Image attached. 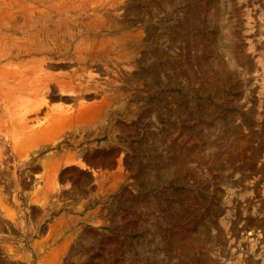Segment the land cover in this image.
I'll return each instance as SVG.
<instances>
[{
    "label": "rangeland",
    "instance_id": "374dc122",
    "mask_svg": "<svg viewBox=\"0 0 264 264\" xmlns=\"http://www.w3.org/2000/svg\"><path fill=\"white\" fill-rule=\"evenodd\" d=\"M29 16L116 47L51 119L0 33V264H264V0H0Z\"/></svg>",
    "mask_w": 264,
    "mask_h": 264
},
{
    "label": "bare ground",
    "instance_id": "6f19581e",
    "mask_svg": "<svg viewBox=\"0 0 264 264\" xmlns=\"http://www.w3.org/2000/svg\"><path fill=\"white\" fill-rule=\"evenodd\" d=\"M7 25L10 26L6 27ZM80 26H82V22L71 18L53 20L37 16L23 17L19 20L14 19L11 23L6 24L0 23L1 35L9 27L17 30L14 32L15 34H22L20 38L12 40L3 56V60L7 69L6 76L12 80V92H24L32 99L23 103L26 107L25 114L33 113L36 116L44 108H47L46 115L50 118L56 119L57 117L68 116L74 114L75 111L71 110L68 113V110L62 112L63 110L60 111L58 108L57 110L51 109L48 107L49 98L50 100L77 101L79 97L84 95L104 93L102 88L98 89L100 85H96V80L93 79L88 67L97 66L96 63L99 61L109 59L110 52L116 47L115 43L113 41H85L83 32L77 30V27ZM104 26L96 25L95 27ZM24 28H26V31ZM18 29L22 30L19 31ZM95 33V31L93 33L88 31V36ZM3 46H6L5 42L2 44V48H4ZM72 65L75 67L65 74H46L43 71L44 66L68 67ZM95 69L98 70V67ZM55 90L58 93H55ZM2 94L0 98H6L1 102L2 104L11 101L12 95ZM85 107L80 102L77 103L76 110L79 112ZM48 116L43 120L37 119L39 124H36L39 126L44 125L50 119Z\"/></svg>",
    "mask_w": 264,
    "mask_h": 264
}]
</instances>
